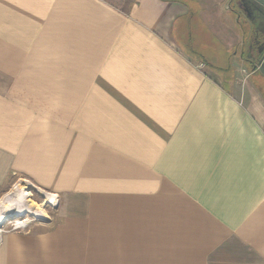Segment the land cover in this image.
<instances>
[{
	"label": "crops",
	"instance_id": "1",
	"mask_svg": "<svg viewBox=\"0 0 264 264\" xmlns=\"http://www.w3.org/2000/svg\"><path fill=\"white\" fill-rule=\"evenodd\" d=\"M229 1L0 0V197L24 180L60 217L0 264H264V88Z\"/></svg>",
	"mask_w": 264,
	"mask_h": 264
},
{
	"label": "water",
	"instance_id": "2",
	"mask_svg": "<svg viewBox=\"0 0 264 264\" xmlns=\"http://www.w3.org/2000/svg\"><path fill=\"white\" fill-rule=\"evenodd\" d=\"M227 9L241 32L245 61L264 78V0H230Z\"/></svg>",
	"mask_w": 264,
	"mask_h": 264
},
{
	"label": "rangeland",
	"instance_id": "3",
	"mask_svg": "<svg viewBox=\"0 0 264 264\" xmlns=\"http://www.w3.org/2000/svg\"><path fill=\"white\" fill-rule=\"evenodd\" d=\"M111 1L113 2V0H111ZM177 42L180 43V37L177 38ZM246 67H247V65H246ZM231 72H232V70L227 71V75H230ZM242 74H244V73H242ZM248 81H249V84L251 86H254V87L259 86V87L264 88V80L258 74H253V76H251V78ZM14 186H17L18 188L21 187L24 189V191L28 192L30 194L29 199L31 201H33L34 203L42 206L41 208L43 210L44 216L41 219L32 217L29 214L20 215V216H17V218L9 217L7 219L2 220V222L5 221L3 223V227L5 226V227L9 228V226L11 225V223L13 221L24 219L26 221H29V226H28L27 230L32 231V227L51 229L56 225L57 222L60 221L59 212H58L59 204H58L57 198H56L57 202L55 205L45 204L43 198L40 195L41 191L36 192L35 188L31 184H29L28 182H25L24 180H18V181L13 180V181H11L8 191H6L2 196L13 192L12 189ZM2 196L0 197V199L2 198Z\"/></svg>",
	"mask_w": 264,
	"mask_h": 264
},
{
	"label": "bare ground",
	"instance_id": "4",
	"mask_svg": "<svg viewBox=\"0 0 264 264\" xmlns=\"http://www.w3.org/2000/svg\"><path fill=\"white\" fill-rule=\"evenodd\" d=\"M13 192L4 195L0 199V223L9 217L17 218V216L29 214L35 218H43L42 206L34 203L29 199L30 194L23 188L14 186ZM45 204L55 205L56 197L49 193L40 192ZM18 222V221H17ZM27 224V222L18 223L17 225Z\"/></svg>",
	"mask_w": 264,
	"mask_h": 264
},
{
	"label": "built area",
	"instance_id": "5",
	"mask_svg": "<svg viewBox=\"0 0 264 264\" xmlns=\"http://www.w3.org/2000/svg\"><path fill=\"white\" fill-rule=\"evenodd\" d=\"M201 67V66H200ZM18 221V222H17ZM27 222V224L23 225H17L18 223ZM29 226V221L26 220H15L11 223L9 228L3 227V225L0 227V243H1V237L3 234L10 233V232H17V233H24L27 232Z\"/></svg>",
	"mask_w": 264,
	"mask_h": 264
}]
</instances>
